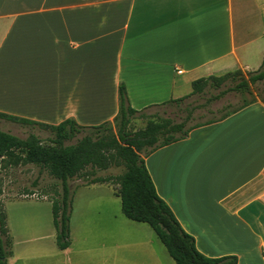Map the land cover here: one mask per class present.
I'll return each mask as SVG.
<instances>
[{
  "label": "crops",
  "instance_id": "0c3cea01",
  "mask_svg": "<svg viewBox=\"0 0 264 264\" xmlns=\"http://www.w3.org/2000/svg\"><path fill=\"white\" fill-rule=\"evenodd\" d=\"M263 62L264 0H0V111L25 119L98 125L117 115L121 83L143 109ZM145 163L199 251L264 264V102L193 128ZM90 186L108 190L71 215L68 247L57 245L52 209L55 231L8 227V264H177L111 186L77 189ZM14 200L30 199L5 203Z\"/></svg>",
  "mask_w": 264,
  "mask_h": 264
},
{
  "label": "trees",
  "instance_id": "16d2710c",
  "mask_svg": "<svg viewBox=\"0 0 264 264\" xmlns=\"http://www.w3.org/2000/svg\"><path fill=\"white\" fill-rule=\"evenodd\" d=\"M233 79L231 82L230 79ZM264 80V62L255 71L237 69L222 75H209L192 82L190 94L170 99L143 109L131 106L124 83L119 87V111L112 121L98 125H81L73 118L59 124H47L17 117L0 111V118L29 126L48 128L53 133L51 144H43L40 137L31 133L26 138L19 137L0 129V170L3 162L14 159L16 163H33L59 179L62 195L52 201L54 223L57 228V245L64 249L70 241V186L68 181L81 176L86 185L94 183L118 184L116 193L121 197L122 211L126 217L138 222L148 223L166 246L177 264H237V255L209 257L198 250L195 237L187 232L176 218L168 203L160 197L154 181L145 163V157L168 144L186 138L190 131L198 126L215 122L239 111L257 101L264 102V95L253 96L252 86ZM229 85L216 97L228 91L240 94L249 93L251 99L226 110L220 117L203 122L191 123L193 109L185 107L187 114L181 120L170 116L152 114L146 126L131 131L129 125L137 115H144L151 107L181 106L193 95H203L210 88ZM155 118V119H154ZM91 130V131H90ZM83 136L72 141L78 134ZM7 158V159H6ZM112 165L124 166L119 175L102 177L99 170ZM1 201V200H0ZM12 255V239L7 225L5 208L0 202V264H8Z\"/></svg>",
  "mask_w": 264,
  "mask_h": 264
},
{
  "label": "rangeland",
  "instance_id": "374dc122",
  "mask_svg": "<svg viewBox=\"0 0 264 264\" xmlns=\"http://www.w3.org/2000/svg\"><path fill=\"white\" fill-rule=\"evenodd\" d=\"M233 79L231 78L229 82ZM229 85H222L219 88H210L203 95H193L183 102L179 107L177 105L151 107L145 110L144 115L137 114L129 125L131 131H138L144 128L151 118L152 114L160 116H170L175 120H181L187 114L184 109L188 107L194 108L191 123L203 122L208 119L220 117L226 110L240 105L244 99H251L253 96L264 95V80L257 82L252 86L253 94H240L236 91H228L220 97H216L221 91L227 89ZM155 119V118H154ZM0 129L15 134L19 137L26 138L33 133L40 137L43 144H51L50 138L53 133L48 128L40 126H29L21 123L12 122L0 118ZM91 131V130H90ZM84 132L78 134L72 141L67 144L74 143ZM7 159V158H6ZM125 170L124 166L112 165L107 169L99 170L98 175L107 177L111 175H119ZM86 179L81 176H75L68 181L70 186V215H78V208L83 199L87 196H93L97 193L107 191L108 188L100 186L82 187L86 184ZM114 191L118 190V184L107 183ZM77 189V190H76ZM62 195L61 181L51 175L47 169L33 163H16L14 159L5 160L0 170V202L7 215V225L10 231L31 221H40L42 227L55 231L52 216V201L59 200ZM30 200H14L5 203L8 199L19 198ZM41 199V201L36 200ZM96 207V203L93 205ZM38 210V211H37ZM22 219H26L23 221ZM17 235V231H16Z\"/></svg>",
  "mask_w": 264,
  "mask_h": 264
}]
</instances>
